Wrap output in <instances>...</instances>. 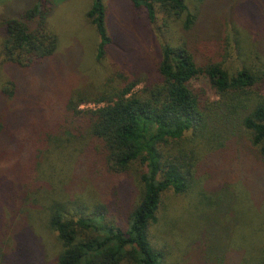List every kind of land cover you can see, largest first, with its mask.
<instances>
[{"label": "trees", "instance_id": "1", "mask_svg": "<svg viewBox=\"0 0 264 264\" xmlns=\"http://www.w3.org/2000/svg\"><path fill=\"white\" fill-rule=\"evenodd\" d=\"M129 1L149 24H156L158 15L164 27L179 23V33L159 48V60L145 71L143 80L136 78L137 70L117 75L119 85L107 81L92 98L75 87L63 94L57 91L48 96L54 105L51 115L39 109L38 115L25 117L21 136L10 133L7 111L0 113L8 116L0 115V164H7L0 172V264H220L226 260L230 225L225 219L234 215L227 185L235 173L230 163L245 148L264 158V38L256 34L243 66L230 74L225 64L228 38L217 30L221 15L229 19L224 29L234 22L237 36L233 15L239 4L253 5V15L256 11L262 24L264 2L190 0L194 6L190 10L186 0ZM51 9L50 0H38L16 18L0 21V54L6 63L30 69L53 55L57 39L46 24ZM86 17L99 38V61L112 45L101 0H92ZM201 77L216 99L193 85ZM142 82L141 90L134 92ZM16 92L14 81L0 89L6 100ZM89 102L99 106L81 108ZM75 142L81 148L72 183L91 185L99 202L77 207L74 215L63 203H48L45 229L58 250L45 260L42 246L33 241L30 247L28 241L33 235L28 210L42 209L31 196L33 179L48 151ZM136 166L144 171L139 175L138 203L131 205L124 201L120 178L131 175ZM200 175L204 193L211 192L209 184L224 182L211 195L206 193L209 204L204 198L198 201L196 230L186 238L188 257L172 263L171 253L152 243L151 227L157 223L163 195L188 193ZM260 247L251 264H264V245Z\"/></svg>", "mask_w": 264, "mask_h": 264}, {"label": "rangeland", "instance_id": "2", "mask_svg": "<svg viewBox=\"0 0 264 264\" xmlns=\"http://www.w3.org/2000/svg\"><path fill=\"white\" fill-rule=\"evenodd\" d=\"M37 1L0 0V21L16 18ZM101 1L105 8L106 30L112 38V45L107 47L101 60H96L99 38L86 17L92 0H50L52 9L46 24L57 39V47L53 55L38 67H15L6 63L0 54V89L7 81H14L17 87L12 100H6L0 94V113L5 110L9 117L4 113L0 115L8 117L7 123L11 124L9 130L14 137L23 134V126L20 124L25 117L38 115L39 109L46 111L48 116L51 115L54 105L48 96H53L57 91L63 94L65 90L75 87L87 92L88 97L92 98L104 89L107 81L119 85L121 80L117 75H128L137 70L139 75L136 78L143 80L145 71L159 60V48L166 42H172L179 33V23L164 27L162 15H158L156 24H149L144 13L135 12L131 8L129 0ZM186 1L192 10L193 4L190 0ZM252 8L254 6L251 4H239L236 8L233 21L237 23L238 37L232 29L235 27L234 22L230 20L232 27L227 24L224 29V24L229 19L220 15L217 33L222 30L223 35L228 38L225 64L230 74L243 66L246 50L254 46L256 34L264 38V20L259 24L257 12L253 15ZM262 15L264 17V12ZM143 85V82L138 84L134 92H139ZM193 85L203 88L210 99H216L205 77H201ZM98 106L89 102L81 108ZM80 148V144L75 142L60 150H50L36 168L33 179L35 192L31 196L33 200L40 202L42 209L28 210L32 229H35H31L33 238L30 236L28 241L30 247L33 241L42 246L44 257L41 258L45 260L53 258L58 250L53 235L45 229V208L48 203H63L69 214L74 215L77 207H91L99 202V196L91 185L83 186L80 180L72 183ZM238 156V159L230 163L235 173L227 185L233 194L234 215L225 219L230 225V231L226 239L227 257L220 264H251L261 248L260 245H264V158L259 159L253 150L246 148ZM6 167V163H1L0 172ZM222 167L225 169L227 165L222 164ZM143 171V168L136 166L131 175L120 178L124 201L127 199L131 205L133 201L138 203L141 192L139 175ZM195 180L194 187L184 195L176 196L171 191L163 195L157 223L151 227L152 243L171 253L168 258L172 263L178 257H188L190 240L186 238L196 230L195 208L198 201L204 198L209 204L208 195L224 182V179H219L217 183L209 184L211 192L204 193L201 175L196 176ZM203 207L210 211L206 204ZM4 215L7 219L6 210Z\"/></svg>", "mask_w": 264, "mask_h": 264}]
</instances>
